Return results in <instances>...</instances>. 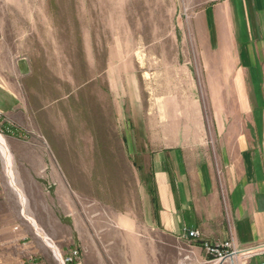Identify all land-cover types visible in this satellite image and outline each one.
<instances>
[{
  "label": "rangeland",
  "instance_id": "obj_1",
  "mask_svg": "<svg viewBox=\"0 0 264 264\" xmlns=\"http://www.w3.org/2000/svg\"><path fill=\"white\" fill-rule=\"evenodd\" d=\"M194 1L0 0V136L26 201L0 149L17 238L0 264H62L74 250V264H213L158 228L153 203L160 151L190 160L203 145L213 160L221 91L193 44ZM38 17L51 41L24 35Z\"/></svg>",
  "mask_w": 264,
  "mask_h": 264
},
{
  "label": "crops",
  "instance_id": "obj_2",
  "mask_svg": "<svg viewBox=\"0 0 264 264\" xmlns=\"http://www.w3.org/2000/svg\"><path fill=\"white\" fill-rule=\"evenodd\" d=\"M194 3L193 44L203 71L213 74L209 89L221 91L213 99V160L203 145L190 160L183 147L157 154V226L198 254L202 241H232L237 250L256 251L252 261H264V0ZM24 22L31 27L24 35L51 41V17ZM6 213L0 202L3 254L17 240ZM186 230L201 238L187 239Z\"/></svg>",
  "mask_w": 264,
  "mask_h": 264
},
{
  "label": "built area",
  "instance_id": "obj_3",
  "mask_svg": "<svg viewBox=\"0 0 264 264\" xmlns=\"http://www.w3.org/2000/svg\"><path fill=\"white\" fill-rule=\"evenodd\" d=\"M185 237L189 240L197 241L201 238L200 232L197 230H186ZM201 246L206 254L213 258V264H241L240 258L247 260V264H264V261H252L257 256V252L254 250H237L232 241H224L221 243H211L208 241H202ZM80 251L74 250L67 257H62V264H74L79 258ZM250 260V261H248Z\"/></svg>",
  "mask_w": 264,
  "mask_h": 264
},
{
  "label": "bare ground",
  "instance_id": "obj_4",
  "mask_svg": "<svg viewBox=\"0 0 264 264\" xmlns=\"http://www.w3.org/2000/svg\"><path fill=\"white\" fill-rule=\"evenodd\" d=\"M0 149L2 151V154L6 160V165H7V174H8V177L10 179V185L18 191L20 197H21V202H22V205L25 209V198H24V195L22 193V191L20 189H18L16 187V183H15V178H14V175H13V171H12V165H13V157H12V154L10 153L7 145H6V142L5 140L0 136ZM24 215V214H23ZM24 217L26 219H28L30 222L33 223V225L36 227L37 229V223L35 220L31 219V218H28L26 215H24ZM44 239H47L45 236H42ZM53 247V245L51 246Z\"/></svg>",
  "mask_w": 264,
  "mask_h": 264
},
{
  "label": "trees",
  "instance_id": "obj_5",
  "mask_svg": "<svg viewBox=\"0 0 264 264\" xmlns=\"http://www.w3.org/2000/svg\"><path fill=\"white\" fill-rule=\"evenodd\" d=\"M153 203H154L155 207L157 208L158 202H157L156 198H153Z\"/></svg>",
  "mask_w": 264,
  "mask_h": 264
}]
</instances>
